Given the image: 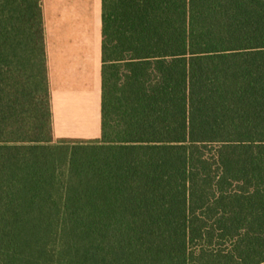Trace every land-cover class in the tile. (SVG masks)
<instances>
[{
  "label": "trees",
  "instance_id": "obj_1",
  "mask_svg": "<svg viewBox=\"0 0 264 264\" xmlns=\"http://www.w3.org/2000/svg\"><path fill=\"white\" fill-rule=\"evenodd\" d=\"M102 134L55 141L42 0H0V264H264V0H102Z\"/></svg>",
  "mask_w": 264,
  "mask_h": 264
},
{
  "label": "crops",
  "instance_id": "obj_2",
  "mask_svg": "<svg viewBox=\"0 0 264 264\" xmlns=\"http://www.w3.org/2000/svg\"><path fill=\"white\" fill-rule=\"evenodd\" d=\"M54 137L102 134L103 1L42 0Z\"/></svg>",
  "mask_w": 264,
  "mask_h": 264
},
{
  "label": "rangeland",
  "instance_id": "obj_3",
  "mask_svg": "<svg viewBox=\"0 0 264 264\" xmlns=\"http://www.w3.org/2000/svg\"><path fill=\"white\" fill-rule=\"evenodd\" d=\"M58 140H60V139L55 138V141H58Z\"/></svg>",
  "mask_w": 264,
  "mask_h": 264
}]
</instances>
